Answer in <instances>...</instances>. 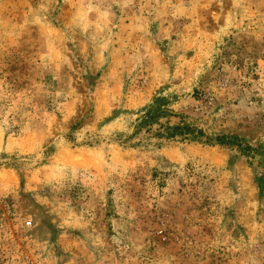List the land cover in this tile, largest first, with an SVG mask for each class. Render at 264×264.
Segmentation results:
<instances>
[{
  "label": "rangeland",
  "instance_id": "rangeland-1",
  "mask_svg": "<svg viewBox=\"0 0 264 264\" xmlns=\"http://www.w3.org/2000/svg\"><path fill=\"white\" fill-rule=\"evenodd\" d=\"M0 264H264V0H0Z\"/></svg>",
  "mask_w": 264,
  "mask_h": 264
},
{
  "label": "trees",
  "instance_id": "trees-1",
  "mask_svg": "<svg viewBox=\"0 0 264 264\" xmlns=\"http://www.w3.org/2000/svg\"><path fill=\"white\" fill-rule=\"evenodd\" d=\"M193 133V129L190 128L189 126H183V125H174L173 128H172V132H169L167 136H174L175 134H185V133ZM233 139H236L237 141V144L239 147H241V144H240V141H239V138L236 137V136H232V135H222V136H219V140L221 143H230L233 141ZM248 147V146H246ZM244 150V149H243Z\"/></svg>",
  "mask_w": 264,
  "mask_h": 264
}]
</instances>
